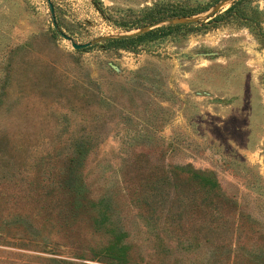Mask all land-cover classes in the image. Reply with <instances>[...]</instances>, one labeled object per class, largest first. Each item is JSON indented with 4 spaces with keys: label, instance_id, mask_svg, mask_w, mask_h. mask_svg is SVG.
Segmentation results:
<instances>
[{
    "label": "rangeland",
    "instance_id": "1",
    "mask_svg": "<svg viewBox=\"0 0 264 264\" xmlns=\"http://www.w3.org/2000/svg\"><path fill=\"white\" fill-rule=\"evenodd\" d=\"M236 1L0 0V264L264 257V0L258 28L211 23ZM181 4L199 12L136 25ZM108 230L126 261L102 252Z\"/></svg>",
    "mask_w": 264,
    "mask_h": 264
},
{
    "label": "trees",
    "instance_id": "2",
    "mask_svg": "<svg viewBox=\"0 0 264 264\" xmlns=\"http://www.w3.org/2000/svg\"><path fill=\"white\" fill-rule=\"evenodd\" d=\"M253 0H238L236 1L228 10H226L225 12L217 15L215 18H213L211 21V23H217L219 21H222L223 19L227 18V17H233V19L239 20V19H243L244 20V24L251 27V29L254 28H258L260 26V18L259 16H257V13L255 10L251 9L250 12H248V8H249V4L252 3ZM199 11L196 8H191L187 5L181 4V5H167L165 7H158L155 6V8H150L148 9V12L139 20V22H137V27H143V26H149V25H153L156 24L162 20H165L167 18H187V17H191L194 16L195 14H197ZM186 26H190V25H182V24H175V25H168V26H161L158 28H155L153 30H151L150 32H148L147 34H145L144 36H140L138 38H133V39H127V40H114L112 41V43H114L116 46H118L117 48L119 49H130L131 48V44L134 43L136 40H139L143 37L146 36H150V35H155L157 33H170L171 31H175V30H180ZM77 154L78 156L81 155L84 151L85 148L84 147H78L77 149ZM70 175V173H69ZM64 177H68V174H62V178L59 179V182H57V184H55V186H53L57 191L60 193H66V189L68 186V182L66 181V179H63ZM78 180H79V175H78ZM205 187V186H204ZM69 194H75L76 193V197H80L81 194H83V191L79 190L78 188H76L75 192L73 191H69ZM207 199H209L211 196L207 195L206 196ZM86 199V198H84ZM191 199L195 200L194 197H192ZM205 198V205L209 206V200H207ZM77 201L72 203L71 208L69 209L68 213L71 215V218L75 219L80 212H82L83 210H81L80 206L82 204V202H80L78 199H76ZM102 200V199H101ZM100 200V201H101ZM83 201V200H82ZM108 204H111V201L107 202ZM85 205H82V207H84ZM88 215H90L91 213H93V211H98L99 213V219L96 221L95 225L97 227V229H105L108 227L111 217L110 214L108 215V213L106 211H100V206L96 205V204H91L89 207ZM65 212V211H64ZM108 232L110 233V237H109V241L107 243V245L103 246L102 252H107L109 254H111V256L117 257L118 259H123L126 261V259L128 258V255L131 252V247L130 245L126 244L123 242V239L125 238L124 235L121 236V238H116V236H113V231L112 233L108 230ZM119 234H123V233H119ZM117 239V240H116ZM216 252V250H215ZM260 253H262V251H260ZM241 262H243V264H264V257L261 255H256L254 253L253 257H246V256H241L239 254H234V257H232V264H240Z\"/></svg>",
    "mask_w": 264,
    "mask_h": 264
},
{
    "label": "water",
    "instance_id": "3",
    "mask_svg": "<svg viewBox=\"0 0 264 264\" xmlns=\"http://www.w3.org/2000/svg\"><path fill=\"white\" fill-rule=\"evenodd\" d=\"M51 12H52V15H53V24H54V27L56 29H58V23L56 21V18H55V15H54V9H53V6L51 5ZM60 35L71 42L72 44V47L75 49V50H81V49H85V48H88L90 46V44H77L75 43L72 38L66 34H64L63 32H60Z\"/></svg>",
    "mask_w": 264,
    "mask_h": 264
}]
</instances>
